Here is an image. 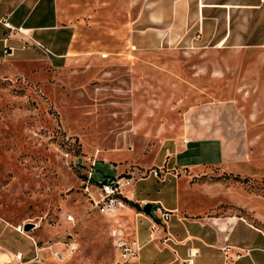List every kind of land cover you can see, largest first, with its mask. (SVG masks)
Here are the masks:
<instances>
[{"label":"rangeland","instance_id":"rangeland-1","mask_svg":"<svg viewBox=\"0 0 264 264\" xmlns=\"http://www.w3.org/2000/svg\"><path fill=\"white\" fill-rule=\"evenodd\" d=\"M164 7L56 0L61 22L72 25L66 65L0 62V218L20 230L33 223L20 232L45 248L46 264H127L114 247L130 239L126 216L105 217L91 200L95 178L127 170L137 199L227 218V245L248 249L236 263L264 264V46L216 47L185 33L159 40L154 16ZM191 138L217 139L219 164L214 149H192L191 168L174 166L173 146ZM148 224L135 217L142 242ZM147 251L158 254L150 240L139 258Z\"/></svg>","mask_w":264,"mask_h":264},{"label":"crops","instance_id":"crops-1","mask_svg":"<svg viewBox=\"0 0 264 264\" xmlns=\"http://www.w3.org/2000/svg\"><path fill=\"white\" fill-rule=\"evenodd\" d=\"M160 1L168 11L154 16L153 26L159 40L175 41L185 33L194 42H207L216 47L264 46V0ZM3 20L10 29L2 25ZM182 29L186 31L182 32ZM71 39L72 25L61 22L56 10V0H0V62H44L53 67H64L71 53ZM191 142L194 145L187 148L186 145ZM180 144H175L169 154L174 158V166L191 168L192 161L186 155L192 149H202V153L214 149V164H219L217 160L222 158L223 146L215 138H191L189 142ZM183 153L185 155L181 156ZM128 197L130 201L127 204L140 199L159 204L158 199H137L134 191H129ZM127 204L124 209L119 210L114 220L126 216L130 224V239L135 240L139 249L150 240L158 253L147 251L140 258L137 253L127 264H172L176 259L185 264L188 250L195 252L193 264H237L236 260L244 255L243 251L245 253L248 250L233 244L227 245L228 233L233 228L227 218L208 217L203 210L192 213L177 204L173 207L160 206L162 209L175 211L168 220L162 222L152 215H146V212H135ZM139 215L149 223V238L143 242L140 240L143 236L137 235L135 226V217ZM184 221L188 223L185 224ZM245 225L254 229L247 223ZM12 231L30 241L34 249L33 255L27 256L29 248L22 249L13 241ZM56 244L53 243V246ZM18 252L20 257L15 256ZM42 252L45 254L41 256ZM154 255H159L158 262ZM41 258L46 261L41 262ZM47 258L45 248L37 247L31 237L0 218V264H46Z\"/></svg>","mask_w":264,"mask_h":264},{"label":"built area","instance_id":"built-area-1","mask_svg":"<svg viewBox=\"0 0 264 264\" xmlns=\"http://www.w3.org/2000/svg\"><path fill=\"white\" fill-rule=\"evenodd\" d=\"M2 25L5 28L10 29L8 23L4 20L2 21ZM23 46L24 43L22 44V47ZM100 56L105 57L106 53H101ZM150 173L158 178L156 170L152 169L150 170ZM140 178L141 177L137 179ZM134 180L133 171L131 170H127L126 172L117 175H102L100 179H95L96 197L91 199L93 201V207L99 212V214L114 219L119 213V210L124 209L127 202L130 201V198L128 197V187L132 185ZM145 203L146 202L143 199L135 201V204L140 209H142ZM173 213H175V211L165 210L159 206H155L153 209L154 217H157L162 222L168 220L170 215ZM157 214L159 216H156ZM16 229L21 231L18 226H16ZM114 247L123 261H128L129 259L135 257L139 250V246L136 244L135 240L123 238L122 236L116 238ZM194 254L195 252L188 250V257L184 263L193 264L192 258ZM15 256L20 257V253H16Z\"/></svg>","mask_w":264,"mask_h":264},{"label":"water","instance_id":"water-1","mask_svg":"<svg viewBox=\"0 0 264 264\" xmlns=\"http://www.w3.org/2000/svg\"><path fill=\"white\" fill-rule=\"evenodd\" d=\"M155 208V205L153 203L146 202L145 205L142 207V211L146 212L148 214H151L154 217L153 209ZM34 226L33 223L30 222H24L21 225V231L27 232Z\"/></svg>","mask_w":264,"mask_h":264}]
</instances>
